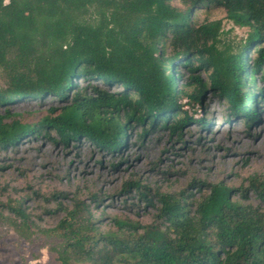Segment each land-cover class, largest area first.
Instances as JSON below:
<instances>
[{"label":"trees","instance_id":"obj_1","mask_svg":"<svg viewBox=\"0 0 264 264\" xmlns=\"http://www.w3.org/2000/svg\"><path fill=\"white\" fill-rule=\"evenodd\" d=\"M210 8L249 28L235 53L218 50V21L196 19L195 11ZM254 44L255 57L248 59ZM165 48L172 57L164 56ZM180 69L194 83L191 92L177 89ZM0 70L5 82L0 105L42 97L64 100L75 80L95 82L90 90L77 86L54 117L53 109L30 123L9 111L0 114V149L53 129L61 142L83 138L116 153L126 144L131 121L150 129L160 123L171 133L190 121L205 125L201 115L188 114V109L201 112L207 84L195 75L200 70L231 114L252 123L256 103L264 102V87L256 86L257 76L264 84V0H0ZM145 133L143 128L139 137ZM194 188L149 194L138 180L125 183L123 192L132 190L139 203L153 208L154 220L140 224L115 216L109 231L101 229L102 220L88 205L74 199L54 229L63 239L58 260L264 264V179L252 176L246 189L261 207L233 199V190L222 183L195 182ZM15 211L26 219L19 208Z\"/></svg>","mask_w":264,"mask_h":264},{"label":"rangeland","instance_id":"obj_2","mask_svg":"<svg viewBox=\"0 0 264 264\" xmlns=\"http://www.w3.org/2000/svg\"><path fill=\"white\" fill-rule=\"evenodd\" d=\"M174 3L183 7L180 2ZM194 13L198 21L207 18L219 22L220 52L235 53L249 34V28L231 22L222 9ZM255 45L248 59H254ZM162 53L173 56L169 48ZM179 73L177 89L191 92L194 83L190 82V75L182 69ZM195 75L207 87L201 112L192 114L188 109V114L201 115L205 125L190 121L171 133L160 123L150 129L131 121L126 127V144L116 153H109L88 139L61 142L53 129H43L35 137L0 149V264H61L58 252L63 239L54 229L66 217V211L73 208L74 199L89 206L90 212L102 220L104 231L111 230L115 216L140 224L152 223L155 210L139 203L132 190L123 192V186L131 180L146 186L149 194L194 192L195 182L222 183L233 190V199L261 207L246 189L252 176L264 179V102L256 103V121L246 124L242 117L231 114L219 92L209 88L203 70ZM188 83L190 86H185ZM93 84V80H75L68 99L14 100L0 105V114L9 111L30 123L53 109L54 117L69 102L77 86L90 90ZM99 84L107 90H122L119 85ZM4 86L0 70V88ZM256 86L264 87L258 76ZM143 128L146 133L139 137ZM92 195L96 196L94 202ZM18 208L26 219L16 213Z\"/></svg>","mask_w":264,"mask_h":264},{"label":"bare ground","instance_id":"obj_3","mask_svg":"<svg viewBox=\"0 0 264 264\" xmlns=\"http://www.w3.org/2000/svg\"><path fill=\"white\" fill-rule=\"evenodd\" d=\"M263 133V136H264V132H262Z\"/></svg>","mask_w":264,"mask_h":264}]
</instances>
